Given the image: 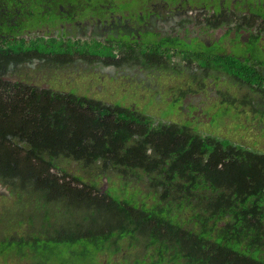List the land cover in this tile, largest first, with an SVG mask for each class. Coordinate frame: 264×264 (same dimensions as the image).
<instances>
[{"label":"trees","instance_id":"obj_1","mask_svg":"<svg viewBox=\"0 0 264 264\" xmlns=\"http://www.w3.org/2000/svg\"><path fill=\"white\" fill-rule=\"evenodd\" d=\"M230 68L242 69L245 82L260 90L256 105L264 109L260 72L234 59ZM15 84L0 79V183L14 197L3 212L16 222L5 227L0 218L2 261L98 264L99 255L119 253V242L129 237L131 245L144 250L133 264H264V151L256 145L135 116L133 123L98 122L87 113L55 121L51 107L56 100L50 96L49 113L21 120L14 106L21 96L14 94L19 90L11 87ZM35 96L29 104L37 102ZM241 101L250 116L259 114L251 108V96ZM118 115L128 113L119 110ZM59 158L79 162L88 180L60 168ZM94 165L96 173L90 172ZM140 173L149 179L151 205L130 204L133 200L112 197L109 187L97 185V177L109 181L110 174L127 179ZM76 211L77 221L61 222L68 229L55 227V214ZM30 213L36 218L26 216Z\"/></svg>","mask_w":264,"mask_h":264},{"label":"flooded vegetation","instance_id":"obj_2","mask_svg":"<svg viewBox=\"0 0 264 264\" xmlns=\"http://www.w3.org/2000/svg\"><path fill=\"white\" fill-rule=\"evenodd\" d=\"M233 59L264 77V0H0V79L20 76L8 82L17 84L11 86L19 89H13L16 97L21 94L14 104L21 120L49 113L50 96L55 121L87 113L106 123L143 117L154 125H192L203 136H221L214 130L227 125L256 130L253 124L264 120V109L256 105L261 93L245 82L242 69L231 71ZM22 69L30 73L22 75ZM61 70L68 79H58ZM152 77L158 90L164 86L163 94L144 86ZM133 93L146 102L134 100ZM34 94L33 108L28 98ZM247 96L259 114L243 108ZM154 106L156 112L148 110ZM217 107L228 111L214 115ZM236 110L242 126L222 121L223 115L237 117ZM219 120L212 132L198 131ZM260 128L257 138L264 135Z\"/></svg>","mask_w":264,"mask_h":264},{"label":"rangeland","instance_id":"obj_3","mask_svg":"<svg viewBox=\"0 0 264 264\" xmlns=\"http://www.w3.org/2000/svg\"><path fill=\"white\" fill-rule=\"evenodd\" d=\"M44 71H48L47 67H44ZM30 71L29 70H23L21 74L22 75H27L29 74ZM39 71H35L32 72V74H34L35 76L39 75ZM20 76H15L13 73H11L8 76V80H13L16 78H19ZM24 77V76H22ZM63 77L65 78H69V75L66 73L65 70H61V74L58 77L59 80H61ZM163 77V76H162ZM137 78V77H136ZM118 81H123L125 84H128V79L126 77H122V76H118L117 77ZM133 81H136L135 78L133 79ZM41 80L39 78H36L35 83H40ZM175 80L172 81V83L174 84ZM155 86L156 90H158V84H157V77H152L149 80L146 79L144 81V86ZM161 89H159L156 92H161L163 94V92L165 91L164 86L160 85ZM117 88V86H115ZM140 89V88H139ZM141 91L144 92L143 89H140ZM74 92V91H72ZM146 92V91H145ZM155 92V93H156ZM153 93V94H155ZM208 93V101H211V92H207ZM100 93H87L85 95L91 97H96V95H98ZM119 95V93H117ZM152 94V95H153ZM134 97V100H136L137 102H146V98L144 99L143 97H139L138 95H136V93L132 94ZM151 95V96H152ZM213 100L216 98V96H212ZM122 96L118 97L117 100L119 102H122ZM150 100V99H149ZM148 100V101H149ZM110 101V100H109ZM138 107V106H137ZM167 107H169V105H167ZM151 112H156L157 108L151 107V109H148ZM208 115L211 117V106L208 108ZM214 115H222V110L217 107L216 110H214ZM224 116V117H223ZM222 117V121L226 122V123H233V126H237V124L235 123V121L237 120V117L233 118L231 116H225L223 115ZM221 122V120L219 121H215L212 124H207L205 126H200L198 131L201 133H206L209 131L212 132L214 127H217L219 125V123ZM256 127V130L253 128L250 129H246V130H236L231 128L230 125L224 126L220 129L217 128L214 130V133L219 134L221 136L227 137L229 139H231L234 142L237 143H241L247 146H250V144H252V142L254 140H256L258 142V144L256 145V148L259 151H264V135H262L260 138H257V133H260L259 130L261 129L260 127H264V120L260 121V122H255L253 124ZM188 127H191L193 130H196L195 127H193L192 125H186ZM252 147V146H250ZM60 168L64 169L67 173L69 174H76L79 175L81 177L84 178L85 180H88V176L89 174L86 172L87 169L82 168V165L79 162L74 161L71 158H59L56 160L55 162ZM95 170H97L96 166L94 165L92 168V171L90 170V172L96 173ZM111 175V179L109 181H105L104 177H97L96 180L98 181L97 185L99 188L104 187V188H110L109 192L110 195L112 197H117L118 195H120V197H125L128 200H133L130 202V204H133L134 200H138L137 203L141 204L143 202H147L148 205H151L154 201L152 200L153 195H150L151 192V188H149V179L144 176L142 173H140V177H134L132 175H130L129 177H127V179H123L120 177H116V175L110 174ZM91 176V175H90ZM126 183V184H124ZM77 184V183H74ZM80 184V183H79ZM122 193V194H121ZM149 193V194H148ZM13 198L10 197L9 191L7 190L6 186L0 183V218L2 217L4 220V226L5 227H11V226H16V222L14 220H12L10 218V215L6 212H3V209H6V207L10 206ZM66 211V209H65ZM55 218L56 221H58L55 225L56 228H61V229H68L70 226L67 224H63L61 223L62 220H69L70 223H73L75 221H77L80 218V214L79 212H74L73 214H69L67 213L65 216L61 215H57L55 214ZM25 227V224L22 225L21 228H16L17 230H22ZM133 243V239L132 238H125L122 239L119 244L121 247V250L119 253H116L114 255H112L110 258L108 257L107 254H101L98 256V264H115L117 262H119L118 260H121L123 258H126L128 260L127 264H133L135 261V259H141V257H137L140 254L144 253L143 248L139 247V246H134L131 245ZM133 246V247H132ZM27 264V261L25 259H20V258H8L6 261H2L1 257H0V264Z\"/></svg>","mask_w":264,"mask_h":264}]
</instances>
